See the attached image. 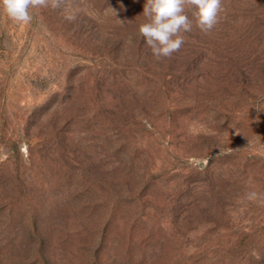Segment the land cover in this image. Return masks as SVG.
<instances>
[{
	"label": "rangeland",
	"instance_id": "obj_1",
	"mask_svg": "<svg viewBox=\"0 0 264 264\" xmlns=\"http://www.w3.org/2000/svg\"><path fill=\"white\" fill-rule=\"evenodd\" d=\"M145 3L0 11V264H264V0L160 61Z\"/></svg>",
	"mask_w": 264,
	"mask_h": 264
},
{
	"label": "clouds",
	"instance_id": "obj_2",
	"mask_svg": "<svg viewBox=\"0 0 264 264\" xmlns=\"http://www.w3.org/2000/svg\"><path fill=\"white\" fill-rule=\"evenodd\" d=\"M48 3L49 0H0V11L11 21L27 25L32 20L30 10L47 7ZM222 11L223 0H146L143 8L146 21L139 25L137 34L150 48L153 58L160 61L180 51L184 44L182 33L191 32L193 23L202 33L209 34L218 24ZM256 121L259 122V116ZM246 198L256 202L258 194L249 192ZM252 255L260 259L258 253Z\"/></svg>",
	"mask_w": 264,
	"mask_h": 264
}]
</instances>
